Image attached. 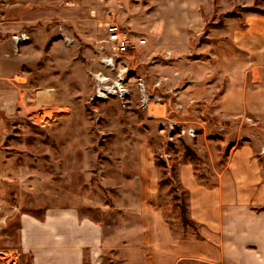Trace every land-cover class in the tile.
Wrapping results in <instances>:
<instances>
[{"label": "rangeland", "instance_id": "rangeland-1", "mask_svg": "<svg viewBox=\"0 0 264 264\" xmlns=\"http://www.w3.org/2000/svg\"><path fill=\"white\" fill-rule=\"evenodd\" d=\"M250 14L264 15V0H0V87L15 94L2 110L0 264L5 255L32 264L20 249L22 213L43 218L65 209L101 225L103 264H168L155 253L152 217L170 240L199 235L179 170L212 186L232 149L247 145L264 163V113L223 120L204 109L198 92L191 94L188 61L197 40H227L221 26L244 28ZM111 24L147 44L108 69L98 45ZM20 33L28 38L16 46L11 38ZM174 38L188 48L170 45ZM99 72L108 83L125 76L124 102L96 96ZM139 78L167 102L151 104L154 115L140 107ZM211 88L221 91L224 80ZM169 121L186 131L169 132ZM174 264L205 263L180 257Z\"/></svg>", "mask_w": 264, "mask_h": 264}, {"label": "crops", "instance_id": "crops-1", "mask_svg": "<svg viewBox=\"0 0 264 264\" xmlns=\"http://www.w3.org/2000/svg\"><path fill=\"white\" fill-rule=\"evenodd\" d=\"M227 24L221 26L226 32L220 31L225 43L195 42L194 56L188 61L194 81L191 94L198 92L196 97L203 98L204 109L223 120L264 113V81L260 83L264 79V15L250 14L244 28L233 25L228 31ZM174 39L170 45L176 49L188 48V42ZM179 57L173 61L180 63ZM220 79L224 88H211ZM14 97L0 87V208L4 207L6 188L2 110ZM179 173L199 235L170 240L164 223L152 217L157 223L155 233L159 230L151 237L159 261L174 264L185 257L205 264H264V163L254 150L248 145L232 149L212 186L201 184L192 173ZM19 232L20 249L32 255V264H103L101 225L71 211H49L43 218L22 213ZM167 243L173 244L175 251L165 250Z\"/></svg>", "mask_w": 264, "mask_h": 264}, {"label": "built area", "instance_id": "built-area-1", "mask_svg": "<svg viewBox=\"0 0 264 264\" xmlns=\"http://www.w3.org/2000/svg\"><path fill=\"white\" fill-rule=\"evenodd\" d=\"M27 35L25 33L20 34H13L12 40L14 41L15 45L17 46L20 41H25L27 39ZM147 44V38L145 36H136L132 34H127L122 32L120 29H118V26L111 24L108 25L106 30V39L104 41V45H98L100 49H104V52L100 55V61L104 64L105 67L108 69H112L115 66L114 60H116L117 56L122 55L124 53L130 52V50H133L137 47H142ZM100 52V51H99ZM170 55V54H169ZM116 58V59H115ZM97 80V89L99 92V95H96L98 98H105L107 96H116L119 98L121 102H124L123 100L125 97L129 94V90L127 89L126 82H125V76L119 73L116 76V79L112 81V83H108L109 78L105 77L102 73H98L95 75ZM162 78H166V76H163ZM101 84V85H100ZM160 85V83H156V86ZM138 87V95H139V103L142 110H145L148 114L154 115L151 112V104H159V105H165L167 104L166 101H164L159 95H152L149 89L146 88V84L142 78H139L137 82ZM34 123H37L33 119ZM169 132L175 128H179V131L181 133H184L186 130L178 125L176 121H169ZM187 133L191 136L194 135L193 129L189 127L187 129ZM170 136V135H169ZM264 153V151H263ZM17 258V254H14ZM8 255H5L4 258H6V264H14L15 258L14 256L10 255V260L7 259ZM11 258L12 261L11 262Z\"/></svg>", "mask_w": 264, "mask_h": 264}, {"label": "trees", "instance_id": "trees-1", "mask_svg": "<svg viewBox=\"0 0 264 264\" xmlns=\"http://www.w3.org/2000/svg\"><path fill=\"white\" fill-rule=\"evenodd\" d=\"M184 211H185V210H184ZM184 211H183V212H184ZM182 216L184 217V215H182Z\"/></svg>", "mask_w": 264, "mask_h": 264}]
</instances>
